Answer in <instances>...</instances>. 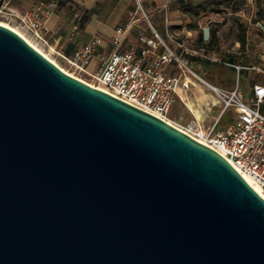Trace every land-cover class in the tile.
Instances as JSON below:
<instances>
[{"label":"water","instance_id":"water-1","mask_svg":"<svg viewBox=\"0 0 264 264\" xmlns=\"http://www.w3.org/2000/svg\"><path fill=\"white\" fill-rule=\"evenodd\" d=\"M0 264H264V199L0 25Z\"/></svg>","mask_w":264,"mask_h":264},{"label":"built area","instance_id":"built-area-1","mask_svg":"<svg viewBox=\"0 0 264 264\" xmlns=\"http://www.w3.org/2000/svg\"><path fill=\"white\" fill-rule=\"evenodd\" d=\"M58 3L57 0L37 2L24 12H19L4 2L0 16L13 23V28L18 30L15 32L29 45H35L43 53L47 51L46 55L62 60L65 67L57 66L70 76L132 107L151 113L190 138H195L225 158L237 172L255 180L264 192V115L261 112L264 85L255 84L251 103H246L239 83L234 89L226 90L200 79L183 56H194L199 52L186 50L172 35L168 25L159 33L143 8V0H135L136 12L125 26L117 28L111 39L93 37L86 44H76L73 55L67 56L62 51H56L49 40L51 31L47 22ZM138 14L149 24L150 36H146L145 31H139L137 42L126 45ZM172 46H177L180 52L174 51ZM108 47L111 49L109 52L106 51ZM94 60L98 61L97 70L90 72L88 67ZM170 65H175L179 71L177 78L170 75ZM229 66L238 76L250 70L238 64ZM188 75L203 81L220 99L218 102L222 111L208 130L201 129L197 123L187 126L177 124L169 117L178 86L187 87L185 79ZM228 112H234V123L223 131H217L220 119Z\"/></svg>","mask_w":264,"mask_h":264},{"label":"rangeland","instance_id":"rangeland-1","mask_svg":"<svg viewBox=\"0 0 264 264\" xmlns=\"http://www.w3.org/2000/svg\"><path fill=\"white\" fill-rule=\"evenodd\" d=\"M46 0H5L9 4L10 7L18 6L21 10H27L30 5L43 2ZM203 0H165V3L160 5V8H157L155 4L151 3L152 0H146L149 5H154V13L151 15L149 13V8L144 6L145 0H143V8H145L150 21L153 26L158 30L159 33H162L161 28H165V26H169L170 29V21L171 13L173 15V22H175V26H179L180 29H176L173 32V36L175 39L177 38L179 42L183 44L186 50L189 51H197L199 54L194 56H187L183 54L188 65L194 71V73L206 83L211 84L212 86L218 89H225L223 87H219L216 83H213L212 77L215 76L220 70L225 68H229L230 64L229 59H236V63L245 68H249L250 70L242 72L239 76L237 74H232V80L234 85L237 83L240 85L241 89L245 87L248 88V100H246V96L244 92L242 95L246 100V103H251L252 100V89L253 81L256 80L258 83L264 84V22L260 19L258 13V9L254 0H234L233 4L230 8H224L223 11L219 13L215 12H206L199 18H192L191 16L185 15L182 13L180 6L182 4L191 3H200ZM124 6H135V0H123ZM61 5L58 3V7L54 10L53 14H57L58 12L63 13L61 11ZM70 13L69 19L73 21L75 18V14L72 10V7L69 5L67 9H65L64 13ZM136 19L139 20L138 23H143L141 27L146 28V36L150 32V26L148 23H145L142 19V16L138 14L135 16ZM81 16L77 17L80 19ZM131 16H127L125 18H121L117 26H125L127 22H129ZM166 18L168 23L166 22ZM155 21V22H154ZM157 22V24H156ZM0 23L7 25L8 27L13 28L14 25L8 19L0 16ZM196 26V30H190L189 28ZM241 26L246 29V46L245 48H241L239 43V37L241 34ZM14 29V28H13ZM212 29H217L216 35L218 36L217 41L209 50H202L197 43L199 38V33H202L204 36V40L209 41L211 38L210 32ZM51 35V34H50ZM49 35V39H50ZM73 40V37H69V42L76 44H82L79 39ZM174 51H179L177 46H172ZM201 50V51H200ZM180 52V51H179ZM44 54H48L47 51ZM52 61H55L59 67L64 68L65 64L62 60L57 59L56 57L50 56ZM196 57L199 61L209 60L212 64H217L214 66H205L204 64L190 62L189 58ZM93 62V61H92ZM202 63V62H201ZM256 68L258 70H254ZM179 72L177 71V74ZM180 74V73H179ZM188 79H193L198 84L202 86V91H197L195 86L191 84L188 85L189 88H183L182 94L184 95V100L187 101L192 97V94H199L205 96V104L210 108V116L213 120L219 116L221 113V104L219 105L220 99L216 93H214L208 85H206L200 79H197L194 75H188ZM181 87V86H180ZM229 90V89H226ZM184 107L183 102L180 100L178 102L177 110H178V120L173 117L172 113L169 115L170 118L173 119L177 124H181L184 126L193 125L197 123L200 125L201 129L208 130V128L212 127L214 122L211 123L212 119L208 118V120H204L202 123H198L194 118H192L187 112L182 109ZM234 117V112H229ZM193 121V122H192ZM225 128L219 126L217 131H223Z\"/></svg>","mask_w":264,"mask_h":264},{"label":"crops","instance_id":"crops-1","mask_svg":"<svg viewBox=\"0 0 264 264\" xmlns=\"http://www.w3.org/2000/svg\"><path fill=\"white\" fill-rule=\"evenodd\" d=\"M151 3L155 4L157 8H160V5H163L165 3V0H152ZM69 5L72 7V10L75 11V18L73 19V21H70L69 19V12L64 13L65 9H67ZM144 6L149 8V13L151 15L154 13V5H149L145 0ZM11 8L19 12L25 11V9L21 10L18 6L15 5ZM60 8L63 13L58 12L57 14L52 15L47 22V26H49V29L51 31L49 40L56 51H62L67 56L73 55L75 47L74 43L69 42V37H73V40L75 41L79 39L81 42H83L82 44L88 43V41L93 37H101L102 39L109 40L115 34L117 28L123 27L117 26L118 21L121 18L127 17L128 15H133L137 10V8L132 5L124 6L123 0H70V2L66 6ZM79 16H81V18L77 19V17ZM87 16H89L88 21L84 22L83 17ZM172 19L173 15L171 13V20H169L171 27L175 26V22H173ZM138 22L139 20L137 19L132 32L128 36L126 45H132L137 42V34L139 31H145L146 33L147 26L142 28L141 26L144 24ZM161 29L163 32L164 28ZM148 33L149 34L147 36H150V32ZM171 33L173 34V32ZM106 51H111L110 47L106 48ZM97 66L98 61L94 60L90 63L88 70L90 72H94L95 70H97ZM177 71L178 70L176 69L175 65H170L169 73L171 76L177 78L179 76V73L177 74ZM185 80L187 83V87H184L182 85H180L181 87L178 86L177 96L175 97V102L171 107L170 114L172 113L173 117L175 118L178 117L179 113L176 108L178 106V102L181 100L184 104V107H182V109H184V111L187 112L198 123H202L204 120H208V118L212 119L211 123L214 122L218 117L213 120V118L210 116V108L205 104V96L194 93L192 94V97L187 101L184 100L182 91L183 88H189V84L195 86L197 91H202V86L193 79L191 80L187 77ZM255 84L261 83H258L256 80H254L253 86ZM253 86L251 87V89H253ZM244 90L246 92V100H248V88L245 87ZM261 112L264 115V106L262 107ZM176 120H178V118H176Z\"/></svg>","mask_w":264,"mask_h":264},{"label":"trees","instance_id":"trees-1","mask_svg":"<svg viewBox=\"0 0 264 264\" xmlns=\"http://www.w3.org/2000/svg\"><path fill=\"white\" fill-rule=\"evenodd\" d=\"M59 2V4L61 5V7L66 6L70 0H57ZM234 0H203L200 3H191L189 2V4H182L179 8L182 10V13L188 16H191L192 18H199L201 17L204 13L206 12H215V13H219L221 11H223L224 8H230L233 4ZM254 3L257 6L258 9V15L260 17V19H262V21L264 22V0H254ZM89 16L87 17H83L84 22L88 21ZM241 36L239 37V43L241 48H245L246 46V28L243 26H241ZM176 29H180L179 26L176 27H171L170 28V32H175ZM190 30H196V26L193 27L191 26L189 28ZM217 29H212L210 32L211 38L209 41L204 40V36L202 35V33H199V38L197 40L198 45L200 46V49L202 50H209L211 48V46H213L215 44V42L217 41ZM190 62H196V63H200V64H204L205 66H214L217 64H212V62H210L209 60L206 61H199L198 58L196 57H191L189 58ZM230 65H235L236 63V59L231 58L229 59V62H227ZM232 74H236L235 70L232 67L229 68H225L223 70H220V72H218L215 76L212 77V82L216 83V85H218L219 87H223L225 89H229L232 90L235 88L234 82H233V78H232ZM216 82H215V81ZM242 92H244V95L246 94L244 89H241ZM234 117L232 116L231 113H226L222 116V118L219 121L218 127L222 126L223 128H227L230 125H232L234 122Z\"/></svg>","mask_w":264,"mask_h":264},{"label":"bare ground","instance_id":"bare-ground-1","mask_svg":"<svg viewBox=\"0 0 264 264\" xmlns=\"http://www.w3.org/2000/svg\"><path fill=\"white\" fill-rule=\"evenodd\" d=\"M0 25H2V26H4V27H7V28H9L10 30H12V31H17L18 32V30L15 28V29H13V28H11V27H8L7 25H5V24H2V23H0ZM35 48H36V50H38L42 55H44V56H46L48 59H50V57L48 56V55H46V54H44L38 47H36L35 45H33ZM51 60V59H50ZM52 61V60H51ZM53 63H55L54 61H52ZM56 64V63H55ZM57 65V64H56ZM91 86H93V85H91ZM94 88H97V87H95V86H93ZM193 122V121H192ZM238 173H240L241 175H242V177L250 184V186L253 188V190H255L256 192H257V194H259L263 199H264V192L262 191V189H261V187L258 185V183L255 181V180H252V179H250L248 176H246V175H244V174H242L240 171L238 172Z\"/></svg>","mask_w":264,"mask_h":264}]
</instances>
